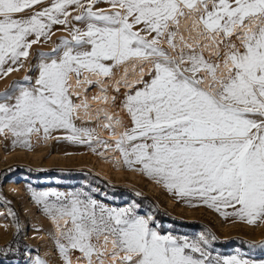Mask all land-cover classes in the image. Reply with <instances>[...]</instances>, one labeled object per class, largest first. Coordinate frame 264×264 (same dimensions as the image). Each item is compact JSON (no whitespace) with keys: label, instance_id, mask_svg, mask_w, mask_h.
I'll use <instances>...</instances> for the list:
<instances>
[{"label":"snow or ice","instance_id":"snow-or-ice-1","mask_svg":"<svg viewBox=\"0 0 264 264\" xmlns=\"http://www.w3.org/2000/svg\"><path fill=\"white\" fill-rule=\"evenodd\" d=\"M101 2L108 8H97ZM44 3L0 0V79L23 68L54 26L70 32L38 54L35 79L26 75L0 92V134L31 147L34 134L47 140L64 129L66 139L90 144L94 130L74 123L88 104L74 97L123 68L116 83L133 89L123 102L131 126L115 141L124 164L140 165L189 203L264 222V0H49L40 8ZM130 74L137 78L129 81ZM104 127L116 134L112 123ZM33 196L57 219L64 264H74L76 253L75 264H264L213 257L203 235L162 234L139 205L108 207L79 193ZM53 196L58 204L48 203ZM36 264L47 261L37 257Z\"/></svg>","mask_w":264,"mask_h":264},{"label":"rangeland","instance_id":"rangeland-1","mask_svg":"<svg viewBox=\"0 0 264 264\" xmlns=\"http://www.w3.org/2000/svg\"><path fill=\"white\" fill-rule=\"evenodd\" d=\"M48 5L49 0H45L39 7ZM96 7L107 9L108 5L101 2ZM72 24L83 28V24L74 20ZM52 33L50 40L42 37L40 43L32 46L23 68L0 79V92L26 75L35 79L38 72L32 68L40 63L38 54L51 52L61 37L70 35L62 25L54 26ZM117 72L119 68L115 69V74ZM132 90L122 83L114 85L115 97L123 107L128 127L131 126V120L123 102L125 95ZM78 91L80 97H74V102L79 104L86 100V91L84 88ZM78 117L74 120L78 128L94 130L90 144L66 139L71 132L64 129L51 131L47 140L43 132L34 134L31 147L19 143L13 145L11 134H0V217L5 220L0 229V245L9 242L15 235L19 239L14 248L16 255L0 258V264H36L37 257L47 261V264H64L57 245L60 234L52 229L50 221L53 214L46 212L42 203H37L34 192L79 193L82 199L86 194L115 208L139 205V214L152 215L162 234L187 237L190 241L198 240L201 235L209 239L213 257L239 255L257 261L264 260V248L253 247L264 241V222L249 224L234 216L225 217L202 202L194 200L189 203L180 199L163 184L140 171V165L124 164L121 152V159L114 162L116 164L111 162L114 160H106L101 148L115 146L119 136L111 138L102 134L95 123L84 118V108L79 110ZM97 138L107 141L109 146L106 148ZM48 203L58 204L59 201L53 196L48 198ZM226 211L231 212L232 209ZM213 236L215 240L211 239Z\"/></svg>","mask_w":264,"mask_h":264},{"label":"bare ground","instance_id":"bare-ground-1","mask_svg":"<svg viewBox=\"0 0 264 264\" xmlns=\"http://www.w3.org/2000/svg\"><path fill=\"white\" fill-rule=\"evenodd\" d=\"M129 70H131V65H129ZM122 76H123V68H119V72L115 74V77L102 78V84H93L91 86L86 85L87 91L85 93V97H86V102L88 104V108L84 109V118L88 122L95 123L98 130L102 134H104L105 136L111 137V138H116L117 136H119L120 132L124 130V128L128 127V124L126 123V119L123 113V107L117 102V99L114 93V85L116 81L118 80L121 81ZM92 78L96 79V77H92ZM136 78H137L136 75L130 74L128 76L129 81H133ZM104 96H107L108 100H104L103 99ZM94 97H100V99H94ZM113 97L115 98L114 100H113ZM106 116H111L113 119L109 121L108 119H106ZM117 120L120 121L119 124H116ZM109 123H112L113 125H115L116 127L115 135L113 134L111 129L104 127V125L109 124ZM101 147H103V145H101ZM101 150H102L101 153L105 155L106 160H109V161L114 160V161H111L112 163L116 161L118 162V160L121 159L120 151L117 150L115 146H112L110 149H104L103 147L101 148ZM106 160L104 161L106 162ZM120 163H117V164H120ZM169 201L172 202L171 200ZM50 221L52 223V227H53L52 229H54V231L59 235L61 229L57 227V219H55L53 216L50 218ZM4 222H5L4 218L0 217V229L1 230H2L1 227L3 226V224H5ZM60 223L62 224L63 220H60ZM76 255H78V253L73 254L74 264H75Z\"/></svg>","mask_w":264,"mask_h":264},{"label":"trees","instance_id":"trees-1","mask_svg":"<svg viewBox=\"0 0 264 264\" xmlns=\"http://www.w3.org/2000/svg\"><path fill=\"white\" fill-rule=\"evenodd\" d=\"M18 240H19L18 236L15 235V236H13V238L9 242L0 245V249H7L9 247L12 249V251L8 252V254L6 256H0V258L14 257L16 255L14 248H15V244L17 243Z\"/></svg>","mask_w":264,"mask_h":264}]
</instances>
